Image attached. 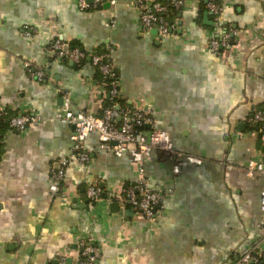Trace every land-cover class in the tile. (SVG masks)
<instances>
[{"label": "crops", "instance_id": "crops-1", "mask_svg": "<svg viewBox=\"0 0 264 264\" xmlns=\"http://www.w3.org/2000/svg\"><path fill=\"white\" fill-rule=\"evenodd\" d=\"M205 2L183 0L159 35L140 26L136 0H0V107L37 117L0 141V264H74L81 239L99 247L94 264H230L259 241L264 174L244 168L264 158V130L249 118L264 106V0H215L217 15ZM224 32L231 45L210 51L209 38ZM55 38L86 57L53 56ZM95 51L109 53L118 99L147 108L146 126L170 137L172 150L153 148L143 163L162 193L153 218L85 195L93 183L117 194L137 176L136 162L98 148L95 131L82 142L87 159L69 157L72 125L59 114L96 113L105 101L87 57Z\"/></svg>", "mask_w": 264, "mask_h": 264}, {"label": "built area", "instance_id": "built-area-1", "mask_svg": "<svg viewBox=\"0 0 264 264\" xmlns=\"http://www.w3.org/2000/svg\"><path fill=\"white\" fill-rule=\"evenodd\" d=\"M115 0H77L79 8L95 7L103 2L109 4ZM183 0H136L135 6L138 13L139 24L143 29H154L159 35H166L173 27L165 15L168 11H178ZM206 8L213 15L219 12V6L215 0H206ZM208 49L217 52L218 48H228L231 43L228 33L224 32L218 36L209 38ZM65 46V47H64ZM48 51L53 56L65 57L74 64H79L86 53L77 46H68L58 39H53L48 46ZM109 53L105 51H95L88 54L91 64L100 74V82L105 88V100L98 112H91L87 109L66 110L59 114V118L72 125L70 138L69 157L84 161L87 159V152L82 146L83 140L90 131H95L97 136V146L100 149L111 151L116 155L124 154L128 160L137 163V176L134 180L122 185L117 194L107 192L98 184H88L85 187V195L90 199L103 197L106 200L116 199L121 205V209L126 207L134 210L147 218L155 217L161 207L162 193L155 189L149 182L143 163L149 159L151 149L162 151L172 150V143L166 130L149 126L152 115L147 108H138L118 100L117 79L115 71L109 58ZM27 65V64H26ZM28 74L36 79L42 78V69L27 67ZM59 91V90H57ZM259 123V128L264 130V106L252 111L250 117ZM37 117L26 112L8 113L0 107V125L5 124V130H22L27 124L34 123ZM3 132H0V141ZM184 158L192 163H200L201 158L193 154H185ZM65 160L62 162V164ZM179 162L174 163L172 170L175 172L179 168ZM246 175L253 173L264 174V158H250L244 168ZM64 169L57 166L52 169V181L49 184L51 192L59 189ZM258 207L262 214L264 225V190L260 191L258 197ZM79 258L74 264H94L99 255V247L86 240L79 241ZM62 262L63 259L60 258ZM230 264H264V231L258 242L254 243L240 253Z\"/></svg>", "mask_w": 264, "mask_h": 264}, {"label": "trees", "instance_id": "trees-1", "mask_svg": "<svg viewBox=\"0 0 264 264\" xmlns=\"http://www.w3.org/2000/svg\"><path fill=\"white\" fill-rule=\"evenodd\" d=\"M161 1H163V0H161ZM174 14H175V12L174 11H168V12H165V15H166V17L168 18V19H170L171 20V18H173V16H174ZM71 46L73 45V44H70ZM97 78L99 79V81H100V74L97 72ZM119 100V99H118ZM108 101L107 100H105L104 101V104H106ZM5 124H2V125H0V132H3L4 131V129H5ZM127 208V207H126Z\"/></svg>", "mask_w": 264, "mask_h": 264}, {"label": "water", "instance_id": "water-1", "mask_svg": "<svg viewBox=\"0 0 264 264\" xmlns=\"http://www.w3.org/2000/svg\"><path fill=\"white\" fill-rule=\"evenodd\" d=\"M64 47H65V46H64ZM112 204L116 205L117 203L113 201Z\"/></svg>", "mask_w": 264, "mask_h": 264}]
</instances>
